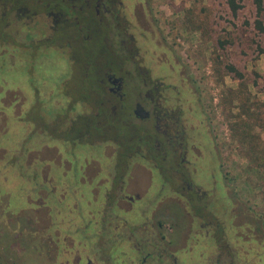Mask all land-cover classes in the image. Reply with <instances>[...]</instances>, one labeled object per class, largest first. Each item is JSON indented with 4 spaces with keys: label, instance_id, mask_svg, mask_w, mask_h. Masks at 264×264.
I'll return each instance as SVG.
<instances>
[{
    "label": "flooded vegetation",
    "instance_id": "af4514ba",
    "mask_svg": "<svg viewBox=\"0 0 264 264\" xmlns=\"http://www.w3.org/2000/svg\"><path fill=\"white\" fill-rule=\"evenodd\" d=\"M140 2L0 0V74L27 71L22 83L6 75L24 96L11 151L23 157L9 169L27 171L23 194L49 218L53 264H264L252 247L264 235L226 193L200 100L173 84L167 52L161 62L131 32ZM40 64L52 77L37 78ZM58 218L77 221V238L55 235Z\"/></svg>",
    "mask_w": 264,
    "mask_h": 264
},
{
    "label": "rangeland",
    "instance_id": "374dc122",
    "mask_svg": "<svg viewBox=\"0 0 264 264\" xmlns=\"http://www.w3.org/2000/svg\"><path fill=\"white\" fill-rule=\"evenodd\" d=\"M140 3L134 17L139 28H132L131 32L139 44L150 43V48L156 50L154 56L161 62L166 61L164 52H167L175 75L173 84L192 90L200 100L203 115L199 118L215 138L226 193L231 200L249 206V234L264 235V53L258 54L254 43H259L264 52V34L257 35L252 28V0H240L241 7L234 16L224 0H141ZM262 19L264 22V15ZM219 42L223 44L220 47ZM0 48L4 45L0 44ZM226 65L234 72L226 71ZM39 66L42 68L36 72L37 78L52 77L54 69L50 64ZM4 69L3 75L0 74V230L6 235L2 237L15 240L14 249L21 251L19 264H53L51 228L44 231L49 218L38 207L37 198L29 200L23 194L28 184L24 182L27 171L23 168V176L11 172L9 167L13 161L18 168L23 157L21 149L11 151L23 138L18 133L17 127L21 126L16 117L17 106L24 96L19 90H8L7 76L12 83H22L19 73L22 76L27 71ZM77 80L73 75L67 81L72 96ZM10 103L16 106L13 112ZM34 114L22 113L20 119L31 124ZM30 184L36 187L35 180ZM42 187L47 189V185ZM111 212L116 215L117 210ZM76 222L71 220L67 225L58 218L55 235L62 237L70 230L65 235L72 236ZM73 234L77 238V233ZM253 244L255 250L264 249V244ZM104 250L102 257L108 259L109 253Z\"/></svg>",
    "mask_w": 264,
    "mask_h": 264
},
{
    "label": "trees",
    "instance_id": "16d2710c",
    "mask_svg": "<svg viewBox=\"0 0 264 264\" xmlns=\"http://www.w3.org/2000/svg\"><path fill=\"white\" fill-rule=\"evenodd\" d=\"M225 5L228 9V11L232 14V16L236 15L237 11L240 9L241 4L240 0H224ZM252 6H253V20H252V28L255 31L257 35L264 34V22H263V15H264V0H252ZM255 43V49L258 51V54L264 53L263 50H261L259 43ZM219 42L218 46H222ZM225 70L232 73L234 72V69L226 65ZM5 233L0 230V264H19V256L20 252L17 249H14L16 247L15 240H7L5 237ZM2 239H6V242H2Z\"/></svg>",
    "mask_w": 264,
    "mask_h": 264
}]
</instances>
